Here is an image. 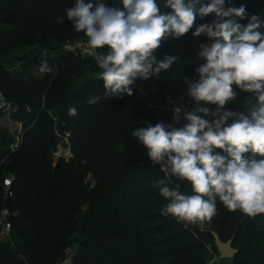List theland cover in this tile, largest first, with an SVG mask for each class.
Segmentation results:
<instances>
[{
    "label": "trees",
    "instance_id": "16d2710c",
    "mask_svg": "<svg viewBox=\"0 0 264 264\" xmlns=\"http://www.w3.org/2000/svg\"><path fill=\"white\" fill-rule=\"evenodd\" d=\"M231 1L226 0V8ZM84 2L95 4L98 0ZM103 2L111 6L119 0ZM75 3L0 0V15L14 24L0 27V58L1 45L7 39L29 36L36 40L48 34L60 41L68 39L71 21L65 9ZM157 3L165 14L172 11L163 7L165 0ZM235 5L244 6L251 16L264 9V0L256 4L254 0H236ZM57 18L63 23L57 24ZM214 19V14L197 16L192 29ZM237 22L247 24L248 20L238 18ZM80 35L87 41L83 32ZM179 39L168 37L163 41L156 52L158 59L166 53L165 47ZM202 43L208 41L201 34L194 43L188 80L199 79L196 68L202 61L196 55ZM42 52L22 59L25 72L18 76L0 62V84L11 105L10 117L25 128L21 144L12 150L14 139L0 127V209L8 207L13 214L12 239L0 243V264H58L73 246L72 264H206L205 242L194 232V226L186 227L160 211L168 201L159 195L158 180L170 181V187L179 186L186 195L193 194L190 182L166 175L131 136L135 128L169 122V114L163 110L170 93L165 83L169 70H161L147 80L137 79L146 93L143 102L134 88L132 96L105 99L104 81L96 79L101 70L93 58L64 51L50 58ZM106 52L104 48L102 53ZM42 61L53 68L54 75L39 71ZM152 88L156 91H150ZM187 88L182 81L177 92ZM233 89L238 95L229 103L236 109L245 103L248 93L235 85ZM93 96H99V102L87 103ZM73 107L78 113L74 117L68 114ZM51 112H56L60 121L56 122ZM67 134L71 135L74 157L55 162L60 136ZM216 152L223 154L220 149ZM8 176L13 178L15 193L10 201L4 198ZM220 205L218 201L217 209ZM238 214L239 210L229 212L223 219L217 213L211 227L223 242L234 240V248L239 250L235 264H264V237L257 229L262 214L246 215L237 222Z\"/></svg>",
    "mask_w": 264,
    "mask_h": 264
},
{
    "label": "clouds",
    "instance_id": "9594fccd",
    "mask_svg": "<svg viewBox=\"0 0 264 264\" xmlns=\"http://www.w3.org/2000/svg\"><path fill=\"white\" fill-rule=\"evenodd\" d=\"M225 4L226 0H165L163 7L172 10L165 14L157 0H119L111 6L103 0L95 4L76 0L74 7L65 9L74 30L87 37V48L101 70L96 79L104 81L105 99L132 96L137 79L169 70L179 58L169 54L158 59L162 42L189 33L197 16L215 15L211 23L192 32L193 37L206 36L208 43L200 44L196 55L202 61L196 68L199 79L185 78L187 95L195 104L190 110H172L173 122L183 119V126L149 123L131 132L153 164L191 184L193 194L186 195L179 186L170 187V181L156 182L159 195L168 201L161 215L201 230L217 215L218 201L229 212L264 214V34L259 31L264 19L249 16L244 6ZM56 23L63 20L57 18ZM104 48L106 53L95 51ZM39 71L55 74L46 61ZM233 85L248 93L247 112L224 110L238 95ZM99 100L93 96L86 102ZM204 105H215V111ZM68 114L78 115L74 107Z\"/></svg>",
    "mask_w": 264,
    "mask_h": 264
},
{
    "label": "rangeland",
    "instance_id": "374dc122",
    "mask_svg": "<svg viewBox=\"0 0 264 264\" xmlns=\"http://www.w3.org/2000/svg\"><path fill=\"white\" fill-rule=\"evenodd\" d=\"M34 1V0H33ZM258 0H254V4L257 3ZM236 0H232L229 7H236L235 5ZM254 15H259L262 19H264V9L258 11ZM238 21V18H236ZM13 22L9 20L8 17L3 18L0 15V27L6 26H13ZM45 28V27H43ZM40 28V31L43 30ZM69 37L68 39L57 40L51 38L52 34H48L46 36L39 35L36 40L30 39L29 36H25L22 39L14 40V39H7L1 46L2 48V56L0 58V62L2 65L13 75H22L24 74V69L21 65L22 59H29L32 55L36 53H41L44 56L51 57H58L61 51L66 50L67 46H71V48L78 50L75 51V54H80L83 57H88L85 54V47L83 45L87 44L85 37H82L80 33H77L74 28L72 22L69 24ZM194 29H191L189 33L181 37L174 45L166 48V53L162 55V59L165 55H174L177 56L179 59L170 67L169 75L167 76L165 83L166 87L170 90V93L167 95V99L165 104L163 105L166 109L165 113L169 114V122L167 124H172V113L171 108L175 104H189L191 108L195 104V101L188 97L187 89H182L180 92H177V87L180 82L185 81V78L191 74L193 68V57L195 55V48L194 43L198 37H193L192 32ZM262 34H264V28L259 29ZM203 35V34H202ZM203 37L208 41V38L203 35ZM80 46L81 49H80ZM79 49L81 51H79ZM103 49H97L96 52L102 53ZM93 56V55H92ZM92 58V57H90ZM93 59L95 60L94 56ZM135 90H137L139 99L143 102L146 99V93L144 91V87L139 80H136L135 84L132 86ZM150 91L155 92L156 89L152 88ZM0 97L5 98L4 89L0 84ZM6 99V98H5ZM241 105V104H240ZM209 107L210 109H215V105H204ZM230 103L225 105L224 110L230 111H243L247 112L245 108V103H243L240 107L236 109H231ZM146 111V109H143ZM1 117H0V127L8 130L10 136L14 139L15 144L20 142L21 144V134L24 132V125L20 123L14 122L10 117V112H2L0 110ZM51 115L55 117V121H60V117L57 116L56 112H51ZM145 118V116H144ZM231 123V121H229ZM174 127V126H173ZM71 135L67 134L65 137L60 136V142L58 144L57 151L54 153L55 162H58L61 158L65 159L66 161H70L73 159V154L71 152ZM158 165V164H156ZM166 171V169H165ZM91 176L89 175V179ZM217 213L226 219L228 216L229 211L222 205H220L217 209ZM246 215L239 211V214L236 216V221L239 222L243 219ZM263 218L260 219L257 225V229L262 232L261 236L264 237V214H262ZM215 217H213L212 221ZM212 223V222H211ZM194 226V232L200 236V238L205 242V249L203 251V258L206 264H235L233 260H220L219 252L215 246L214 235L217 234L215 229L210 226H207L205 229L201 230L198 226ZM206 234V235H205ZM6 242V241H5ZM264 244V241L262 242ZM13 247V245H11ZM72 247V250H74ZM75 252V251H74ZM66 259V258H65Z\"/></svg>",
    "mask_w": 264,
    "mask_h": 264
},
{
    "label": "built area",
    "instance_id": "2783aa9c",
    "mask_svg": "<svg viewBox=\"0 0 264 264\" xmlns=\"http://www.w3.org/2000/svg\"><path fill=\"white\" fill-rule=\"evenodd\" d=\"M82 46H80L81 49ZM85 47V55L88 57L93 56L90 54V50L87 48V44L83 45ZM79 49V51H81ZM75 50L71 48V46H67L65 52H71L74 53ZM174 107H181L182 109H191V106L189 104H175L171 108V113L173 116V108ZM0 110L2 112H11V105L7 102L5 98L0 97ZM163 110L166 111L165 107L163 106ZM212 111H215V109H211ZM206 119H212V117H205ZM185 121L183 119L180 120L179 123H175L172 120V125L174 127H182ZM20 145V142L18 144H15L14 147H12V150L18 148ZM165 171V169H163ZM166 172V171H165ZM4 198L7 201L13 200L15 198V193L13 190V178L11 176H8L4 180ZM13 214L11 210L8 207H3L0 209V243L11 240L12 239V232H13V221H12ZM184 224V223H183ZM190 225H187L188 227ZM75 252L74 250H69V252L66 255V259L58 264H72L73 258H74Z\"/></svg>",
    "mask_w": 264,
    "mask_h": 264
},
{
    "label": "water",
    "instance_id": "95a60500",
    "mask_svg": "<svg viewBox=\"0 0 264 264\" xmlns=\"http://www.w3.org/2000/svg\"><path fill=\"white\" fill-rule=\"evenodd\" d=\"M215 246L219 252L220 260H234L239 253V250L234 248V240L231 239L228 242H223L220 237L214 235Z\"/></svg>",
    "mask_w": 264,
    "mask_h": 264
}]
</instances>
